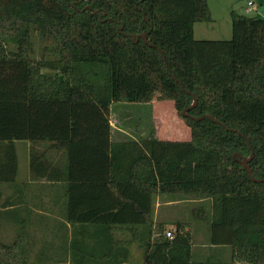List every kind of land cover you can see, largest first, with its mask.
Here are the masks:
<instances>
[{"label": "trees", "instance_id": "obj_1", "mask_svg": "<svg viewBox=\"0 0 264 264\" xmlns=\"http://www.w3.org/2000/svg\"><path fill=\"white\" fill-rule=\"evenodd\" d=\"M231 19L230 39H197L208 0H0V182L17 178L16 140L47 141L55 157L33 147L31 172L70 180L71 223L143 226L145 264H264V180L249 172L264 179L263 5ZM123 101L153 104L147 140H111ZM157 196L210 199L193 214L232 259L195 258L182 223L152 238ZM21 245L0 242V264H29Z\"/></svg>", "mask_w": 264, "mask_h": 264}, {"label": "crops", "instance_id": "obj_2", "mask_svg": "<svg viewBox=\"0 0 264 264\" xmlns=\"http://www.w3.org/2000/svg\"><path fill=\"white\" fill-rule=\"evenodd\" d=\"M261 3L264 8V0H258L257 5ZM154 120V106L150 102L114 103L110 120L111 140L115 143H141L153 134ZM163 122L164 119L159 118L158 123ZM15 144L18 155L17 178L0 182V196L3 200L0 203L2 244H13L15 240L22 242L21 247L29 264H145L147 247L140 242L144 237L143 226L71 223L67 203V185L70 180L48 179L46 176L36 178L31 172L32 148L47 150L50 158L55 157L56 151L50 148L51 143L45 141L35 144L30 140H16ZM129 145H124L123 150L132 149ZM82 168V175L90 174L88 163ZM80 179L83 180L76 181H87V178ZM177 203L210 204L211 200L157 196L154 201L152 238L162 234L165 226H174L175 223L167 217L168 210L164 207ZM177 223H182L192 233L193 242L195 239L203 241L198 245L194 243L195 258L212 257L213 253L203 255L207 253V247H212L217 248V257L232 259V246L211 244L208 220H195L192 224L177 220Z\"/></svg>", "mask_w": 264, "mask_h": 264}, {"label": "rangeland", "instance_id": "obj_3", "mask_svg": "<svg viewBox=\"0 0 264 264\" xmlns=\"http://www.w3.org/2000/svg\"><path fill=\"white\" fill-rule=\"evenodd\" d=\"M249 0H208L209 7L211 9L213 20L209 22H197L195 26V37L197 39H230L232 37V19L231 12L232 10H237V12L244 14L249 17H254L258 14L256 7H252L250 11H247L245 8L248 5ZM258 3V0H256ZM150 109V108H149ZM150 111V110H149ZM155 125V120H154ZM156 126V125H155ZM3 200L0 196V203ZM206 207L210 211V204L207 203H177L172 204L171 206H165L164 209L167 211V217L173 221L174 226H165L166 229H176V221H182L186 224H192L195 222L196 217L193 214L194 208ZM201 220V219H200ZM204 221V220H203ZM206 221V220H205ZM203 242L201 240H194L195 244ZM208 242V241H204ZM230 248V246H228ZM210 248V249H209ZM197 249V248H195ZM207 253L204 252L203 255L212 254L213 259H220L222 261H229L230 257L220 258L219 252L216 254L217 248L207 247ZM205 259V258H204Z\"/></svg>", "mask_w": 264, "mask_h": 264}, {"label": "water", "instance_id": "obj_4", "mask_svg": "<svg viewBox=\"0 0 264 264\" xmlns=\"http://www.w3.org/2000/svg\"><path fill=\"white\" fill-rule=\"evenodd\" d=\"M143 37H144V39H145L147 42H149V41H148V38H147V33H144V34H143ZM197 101H198V99L195 97V101H194V103L191 105V107L194 106V105H196ZM191 107L186 108V109L183 111V113H184V114H187V113H188V110H189ZM209 116H210V118L213 119V116H212V115H209ZM201 117H202V116H201ZM201 117H199V118H201ZM252 157H253V154H252L250 157L244 159V161H243L244 165H246V166L249 167V165H248V161H249ZM249 172H250V175L252 176V178H253L254 180H256V181H263V180H264V179H257V178H255V177L253 176V174H252V170H251L250 167H249Z\"/></svg>", "mask_w": 264, "mask_h": 264}, {"label": "built area", "instance_id": "obj_5", "mask_svg": "<svg viewBox=\"0 0 264 264\" xmlns=\"http://www.w3.org/2000/svg\"><path fill=\"white\" fill-rule=\"evenodd\" d=\"M252 7H256V9L258 8V5L255 2V0H249L248 7L246 8V10L250 11ZM166 234H167L168 237H171V238L174 236V233H173L172 229L167 230Z\"/></svg>", "mask_w": 264, "mask_h": 264}]
</instances>
